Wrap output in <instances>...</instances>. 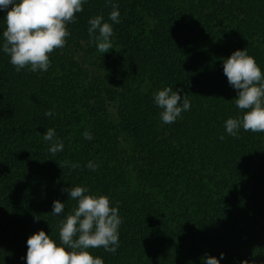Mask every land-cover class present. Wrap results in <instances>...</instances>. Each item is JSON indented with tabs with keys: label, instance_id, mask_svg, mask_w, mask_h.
<instances>
[{
	"label": "trees",
	"instance_id": "obj_1",
	"mask_svg": "<svg viewBox=\"0 0 264 264\" xmlns=\"http://www.w3.org/2000/svg\"><path fill=\"white\" fill-rule=\"evenodd\" d=\"M111 3L120 23L108 0H87L47 72L16 71L0 10V264H27L40 230L60 244L61 221L77 207L62 189L75 186L119 207L117 252L89 250L105 264H202L221 253L220 264H264V133L227 134L226 120L246 110L223 72L245 49L264 72V0ZM97 15L114 30L105 54L88 33ZM166 87L191 101L173 124L154 103ZM49 128L62 152L49 151ZM57 200L65 210L54 216Z\"/></svg>",
	"mask_w": 264,
	"mask_h": 264
},
{
	"label": "clouds",
	"instance_id": "obj_2",
	"mask_svg": "<svg viewBox=\"0 0 264 264\" xmlns=\"http://www.w3.org/2000/svg\"><path fill=\"white\" fill-rule=\"evenodd\" d=\"M87 0H0V10L6 11V30L3 31L2 50L10 56V63L19 72L28 68L31 72H47L51 67L50 55L56 49H63L71 35L67 25L76 22V14L83 12ZM109 20L120 23L118 4L111 3ZM107 6V5H106ZM88 33L101 53L113 49L111 38L114 36L112 24L105 22L103 15L89 20ZM223 72L228 83L237 91L238 98L232 102L244 114L240 118H229L225 130L229 136L240 138L241 128L245 132L264 133V72L247 49L235 51L223 61ZM183 89L173 90L166 87L154 93V103L162 109L160 118L165 124H173L183 112L191 109L188 94L180 95ZM51 110L45 116H52ZM37 135H41L37 132ZM83 136L92 140L90 132ZM45 141L53 142L49 151L52 154L62 152L64 143L56 136L55 129H47L43 135ZM223 140L224 136L221 135ZM60 166V165H59ZM64 166L75 170L79 164L64 162ZM61 167V166H60ZM87 167L96 171L99 167L89 161ZM89 188L75 186L62 189L70 200L77 201L61 221L58 245L45 231L31 235L27 240V264H105L104 260L93 256L90 249L103 248L115 254L119 248V228L123 223L119 207H113L107 196L89 194ZM65 210V204L59 200L53 202L52 215L59 216ZM37 221L40 216H36ZM225 258L221 253L217 259L208 254L202 257V264H220ZM242 264H249L248 260Z\"/></svg>",
	"mask_w": 264,
	"mask_h": 264
}]
</instances>
